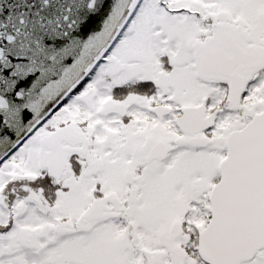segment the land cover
<instances>
[{
    "label": "snow or ice",
    "instance_id": "1",
    "mask_svg": "<svg viewBox=\"0 0 264 264\" xmlns=\"http://www.w3.org/2000/svg\"><path fill=\"white\" fill-rule=\"evenodd\" d=\"M0 264H264V0H0Z\"/></svg>",
    "mask_w": 264,
    "mask_h": 264
}]
</instances>
